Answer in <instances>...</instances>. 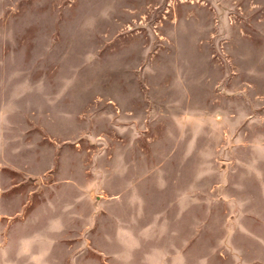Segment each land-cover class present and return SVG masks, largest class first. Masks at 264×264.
Listing matches in <instances>:
<instances>
[{
    "label": "rangeland",
    "instance_id": "rangeland-1",
    "mask_svg": "<svg viewBox=\"0 0 264 264\" xmlns=\"http://www.w3.org/2000/svg\"><path fill=\"white\" fill-rule=\"evenodd\" d=\"M0 264H264V0H0Z\"/></svg>",
    "mask_w": 264,
    "mask_h": 264
}]
</instances>
